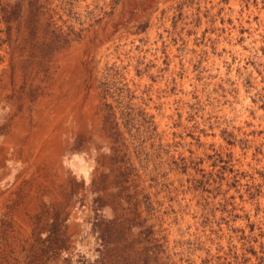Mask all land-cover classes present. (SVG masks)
Masks as SVG:
<instances>
[{
  "label": "rangeland",
  "instance_id": "obj_1",
  "mask_svg": "<svg viewBox=\"0 0 264 264\" xmlns=\"http://www.w3.org/2000/svg\"><path fill=\"white\" fill-rule=\"evenodd\" d=\"M19 2L0 0V264H264V0H115L51 53Z\"/></svg>",
  "mask_w": 264,
  "mask_h": 264
},
{
  "label": "trees",
  "instance_id": "obj_2",
  "mask_svg": "<svg viewBox=\"0 0 264 264\" xmlns=\"http://www.w3.org/2000/svg\"><path fill=\"white\" fill-rule=\"evenodd\" d=\"M114 1L109 0L101 7L94 5L91 10L85 6L83 13L75 10L78 0H20L14 7L24 11L32 41H40L39 45L44 47L45 52L51 53L79 39L85 29L82 26L96 23L98 17L105 14L103 8ZM112 88L114 85L107 75L101 84L103 95L108 97Z\"/></svg>",
  "mask_w": 264,
  "mask_h": 264
}]
</instances>
